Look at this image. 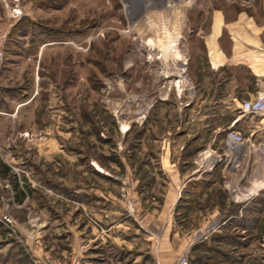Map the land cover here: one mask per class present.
Instances as JSON below:
<instances>
[{"label": "rangeland", "instance_id": "374dc122", "mask_svg": "<svg viewBox=\"0 0 264 264\" xmlns=\"http://www.w3.org/2000/svg\"><path fill=\"white\" fill-rule=\"evenodd\" d=\"M173 2L180 15L167 9L169 21L159 20V8ZM173 41L179 50H172ZM209 43L263 45L264 0H0V207L16 221L14 227L0 222V264L74 254L84 261L89 248L102 252L95 264H107V256L124 264L132 251L114 236L131 248L134 241L149 246L133 240V226L119 232L110 226L131 219L94 215V197L84 189L106 190L110 176L123 178V164L131 166L139 183L131 192L130 182H120V197L133 214L134 196L162 200L163 187L154 195L146 165L161 159L162 147L176 162L206 157L215 150L212 140L229 136L213 132L216 120L207 125L209 104L188 69L186 50ZM249 117L257 124L264 115ZM258 127L242 134L262 154ZM223 150H215L219 162L208 192L219 203L221 224L171 232L177 264L182 256L188 264H264V182L257 176L264 156L223 173L232 167ZM96 164L106 171H95ZM18 187L26 193L21 202ZM194 209L184 208L174 221L190 227ZM146 228L147 236L162 234L156 225Z\"/></svg>", "mask_w": 264, "mask_h": 264}, {"label": "crops", "instance_id": "0c3cea01", "mask_svg": "<svg viewBox=\"0 0 264 264\" xmlns=\"http://www.w3.org/2000/svg\"><path fill=\"white\" fill-rule=\"evenodd\" d=\"M186 51L188 52V59L192 61L190 65L187 60L184 64L187 63L189 65L188 69L190 68L191 73L197 77V84L201 85L200 89H202V98L204 102L206 101L209 104V108L205 112L208 118L207 125H210L211 119L216 120L213 122V132L216 135L220 134L221 131L230 133L232 130L242 133L246 128L250 129L259 125L261 127H258L257 130L264 129V118L260 122H256L259 125L254 124L252 123L253 120L250 119L249 121V114H245L241 109L242 101L254 98L258 92L264 91V44L233 47H221L220 45L218 48L188 49ZM215 54L220 58L217 64L214 63ZM193 119L194 122L191 123L194 124L195 118ZM209 146L215 150L224 148L223 154L227 155L228 159L237 157L240 162L237 168L230 167L231 169H228V167H225L223 173L229 170L236 172L240 167L244 170L250 164L253 156L258 160H263L264 156L263 149H261L262 154H260V150L257 147H249L247 141L244 143L234 142L229 139L228 135L226 139L219 143L212 140ZM215 150H213V153L208 152L210 155L206 154L204 158L192 159L193 157H191L174 162L168 158V149L165 150L162 147L161 159L146 164L150 169L149 178L156 180L152 187L153 192L156 191L157 186L162 185L163 187L162 200L158 197L155 198V196H148L143 201L141 199L139 201L138 196H134V201L137 203L136 209H134L136 211L133 214L128 212L124 201L120 197L123 190L120 182H130L131 189L129 188V190L131 192L139 183V178L131 166L123 164L126 167L123 178L110 176L108 183L111 184L112 182L113 185H109L110 188L106 190L84 189L87 194L94 197L90 209L94 212V215L100 217L99 219H103V217L105 220L115 219L117 221L126 217L131 219L132 224L130 222L129 225L119 226L121 224L119 221L116 222L117 226L111 224V228L115 229L114 232H119L123 227V229H128L133 226V240L134 238H141L149 241V246L146 247H143L141 242L134 241L131 248L128 245L131 241H123L120 235L117 238L114 236L113 241L132 251L130 255H133V260L125 261L124 264H177L173 241L170 238L171 232L179 229L189 231L209 230L215 229L221 224L219 221L220 210L217 208L219 203L213 199L214 197L208 200L210 195L208 192H210L212 186L210 180L215 175L216 165L219 162ZM253 161L255 162V160ZM211 163H213V168L207 169L206 167ZM93 166L98 173L106 171L103 166L98 164ZM117 167L120 170L121 166L118 165ZM258 168H262L261 172H257V176L263 183L264 164L258 165ZM219 172H222V169ZM120 175H123V173ZM154 195L158 194L155 192ZM25 196L26 193L23 195L18 189L20 202L26 199ZM108 201L112 202L113 206L111 207L116 208H110ZM193 207L195 209L191 212L194 214L188 221L190 227H186L181 219L177 223L174 221V216L182 217L185 214L184 208ZM151 224L160 227L162 234L159 239L151 232L148 236L145 235L148 232L146 226ZM182 226L183 228H181ZM165 232H169V235H165ZM182 239L186 242V245H191L193 242L190 236H184ZM84 253H86L87 259L82 260V264H95L97 257L100 254L102 255V252H98V249L92 248ZM38 258L43 259V257ZM106 258L108 259L107 264H122L123 262H114L110 256Z\"/></svg>", "mask_w": 264, "mask_h": 264}, {"label": "built area", "instance_id": "2783aa9c", "mask_svg": "<svg viewBox=\"0 0 264 264\" xmlns=\"http://www.w3.org/2000/svg\"><path fill=\"white\" fill-rule=\"evenodd\" d=\"M241 109L245 114H255V115H264V91H260L256 94L254 98H250L242 101ZM229 139L234 142L244 143L246 139L243 134L238 131H230ZM206 156V155H204ZM204 158V157H203ZM232 162L231 166L237 168L240 165V162L237 160V157L229 159ZM228 160V161H229ZM229 162V163H230ZM207 169L213 168V163L206 167ZM9 187V186H8ZM0 222L3 224L14 227L16 221L15 218L4 211L0 207ZM35 264H82V259L77 254L69 256L68 259H55L52 257H45L44 259L37 258L35 259ZM180 264H188V259L186 256H182Z\"/></svg>", "mask_w": 264, "mask_h": 264}, {"label": "bare ground", "instance_id": "6f19581e", "mask_svg": "<svg viewBox=\"0 0 264 264\" xmlns=\"http://www.w3.org/2000/svg\"><path fill=\"white\" fill-rule=\"evenodd\" d=\"M170 3H171V2H170ZM172 4H173V5H172ZM172 4H169V6H167L168 4H167L166 6L162 5V6L159 8L160 11L157 13L158 17H160L159 20L161 19V20L164 21V22H165V21H167V22L169 21V16H168V14H167V12H168L167 9H172V8H174V9H173V10H174V11H173V14H175L176 17H178V16L180 15V14H179V13H180V10L177 8V6H175V3L173 2ZM170 5H172V6H170ZM159 6H160V5H159ZM181 7H182V6H181ZM154 10H155V9H154ZM154 10H153V11H154ZM147 12H148V11H147ZM150 12H151V11H150ZM184 13H185V12H184ZM156 17H157V16H156ZM181 17H182V16H181ZM154 19H155V18H154ZM156 19H157V18H156ZM156 19H155V20H156ZM221 19H222V18H221ZM178 21H179V20H178ZM164 22H163V23H164ZM159 24H160V23H159ZM141 41H142V40H141ZM151 43H153L152 40L149 41V44H151ZM143 44H144V43H143ZM171 44L173 45L172 50H179V49H178L179 47L177 48V44H175L174 41H173ZM144 47H145V46H144ZM208 47L211 48V44H210V43H209V46H208ZM178 55H179V54H178ZM178 55H177V56H178ZM123 129H124V130H128V129H129V125H128V124H124V125H123ZM253 190H254V189H252L251 191H253Z\"/></svg>", "mask_w": 264, "mask_h": 264}, {"label": "trees", "instance_id": "16d2710c", "mask_svg": "<svg viewBox=\"0 0 264 264\" xmlns=\"http://www.w3.org/2000/svg\"><path fill=\"white\" fill-rule=\"evenodd\" d=\"M3 169H4V171L7 172V173H9V172L11 171V169L8 168V166H7V167L5 166ZM18 189H19V187H18ZM20 192H21V194L25 195L24 190H20Z\"/></svg>", "mask_w": 264, "mask_h": 264}]
</instances>
